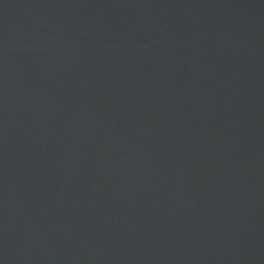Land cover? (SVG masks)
<instances>
[{
	"label": "water",
	"instance_id": "water-1",
	"mask_svg": "<svg viewBox=\"0 0 264 264\" xmlns=\"http://www.w3.org/2000/svg\"><path fill=\"white\" fill-rule=\"evenodd\" d=\"M0 264H264V0H0Z\"/></svg>",
	"mask_w": 264,
	"mask_h": 264
}]
</instances>
